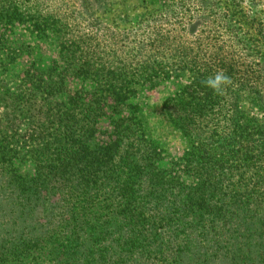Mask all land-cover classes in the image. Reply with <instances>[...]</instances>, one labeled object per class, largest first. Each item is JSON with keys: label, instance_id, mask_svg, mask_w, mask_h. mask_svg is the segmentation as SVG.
Listing matches in <instances>:
<instances>
[{"label": "trees", "instance_id": "obj_1", "mask_svg": "<svg viewBox=\"0 0 264 264\" xmlns=\"http://www.w3.org/2000/svg\"><path fill=\"white\" fill-rule=\"evenodd\" d=\"M104 1L75 16L0 0V264H264V20L246 0H199L216 41L153 26L122 45L79 31L109 19L119 3ZM172 75L186 77L163 105L190 143L179 158L139 101Z\"/></svg>", "mask_w": 264, "mask_h": 264}, {"label": "rangeland", "instance_id": "obj_2", "mask_svg": "<svg viewBox=\"0 0 264 264\" xmlns=\"http://www.w3.org/2000/svg\"><path fill=\"white\" fill-rule=\"evenodd\" d=\"M43 6L46 8V5L49 7L53 4L57 6L60 13L75 15L82 8L79 9L80 0H42ZM121 0H118V5H111L110 3L105 9V16L109 18L106 22L93 24L89 22L86 17L80 19L79 31H96L97 33L110 32L118 34V41L120 44L125 45L134 40V38H141L144 34L150 33L153 29V26H157L164 30L179 31L185 39L194 40L195 38L201 37L202 39H210L216 41L219 36L223 35L222 31L218 27L217 21L213 22L214 12L211 11L208 14L200 15L196 12L197 8L200 6L199 0H170V3L173 5L172 14L169 15V12L166 15V9L164 13H156L157 7L164 6L167 2H161L154 7L151 4L139 3L137 0H124L123 4H120ZM106 0L104 1V3ZM126 5V9L125 6ZM110 6V7H109ZM147 6V9H146ZM244 12L249 17L256 16L259 20H264V0H254V2L245 1L242 3ZM109 8V9H108ZM122 8V9H121ZM128 10L126 18L118 17L122 12ZM120 10L121 13H119ZM148 10V11H145ZM99 10L96 11V14ZM149 11L151 12L150 14ZM114 15V17H113ZM146 18V19H145ZM125 20V21H124ZM143 21V23L137 24ZM193 22V23H190ZM125 28H129L123 30ZM137 32V34H132L130 32ZM224 37H226L224 35ZM19 39H22L23 36L19 35ZM239 50L246 54V47H238ZM46 54H50L48 50H45ZM25 62V60H24ZM169 77L168 79L158 80L154 84L153 89L146 90L144 94L140 97L139 101L143 108H145V126L151 132L152 136L158 140L160 146L165 149L164 154L169 158H179L185 151L189 148V140L187 137L182 135V133L174 128L172 124L169 123V120L163 109L164 101L172 95L175 91L179 90L182 84L186 81V77L177 78ZM0 78H3V75H0ZM0 98L3 100V93L0 89ZM5 102V101H3ZM4 107L0 102V116L3 115ZM107 122L103 123V128L108 127ZM108 129V128H107ZM104 131V129L102 130ZM100 131V132H102Z\"/></svg>", "mask_w": 264, "mask_h": 264}, {"label": "clouds", "instance_id": "obj_3", "mask_svg": "<svg viewBox=\"0 0 264 264\" xmlns=\"http://www.w3.org/2000/svg\"><path fill=\"white\" fill-rule=\"evenodd\" d=\"M228 82V78L223 73H217L214 77L208 78L205 83L214 91H219L221 86Z\"/></svg>", "mask_w": 264, "mask_h": 264}]
</instances>
